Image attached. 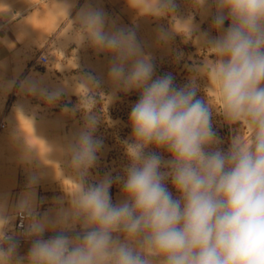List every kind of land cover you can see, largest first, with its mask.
Wrapping results in <instances>:
<instances>
[{
  "label": "clouds",
  "instance_id": "obj_1",
  "mask_svg": "<svg viewBox=\"0 0 264 264\" xmlns=\"http://www.w3.org/2000/svg\"><path fill=\"white\" fill-rule=\"evenodd\" d=\"M208 2L194 0V7L207 14ZM27 3L31 11L21 25L41 33L39 44L55 35L42 61L59 52L61 69L77 67L65 50L87 44L112 56L108 74L114 89L136 90L139 100L129 115L131 135L123 141L124 174L90 183L103 147L94 136L99 81L73 77L71 90L80 103L64 111L82 112L83 126L63 145L37 136L48 148L43 156L25 141L22 157L51 169L64 198L41 216L34 186L43 173L37 172L30 173L27 190L11 210L0 198V264H264V0H211L214 36L198 32L192 14L178 17L175 0H127L138 16L169 18L171 31L161 28L159 41L181 35L187 42L198 32L194 43L206 51L183 87L171 74L153 79L152 57L135 31L109 27L101 9L85 6L71 19L67 0H43L54 17L52 32L45 34L33 23L45 11L34 0ZM9 11L0 0V14ZM68 59L74 66L66 64ZM67 88V82L52 91L33 80L21 83L23 91L49 105ZM114 95L100 98L107 106ZM213 114L233 131L227 150L218 147ZM21 116L33 125L18 106V120ZM114 183L120 185L116 203L110 194ZM17 217L24 222L21 235L31 241L26 256L18 254L19 242L10 234ZM46 231L55 234L45 239Z\"/></svg>",
  "mask_w": 264,
  "mask_h": 264
},
{
  "label": "rangeland",
  "instance_id": "obj_2",
  "mask_svg": "<svg viewBox=\"0 0 264 264\" xmlns=\"http://www.w3.org/2000/svg\"><path fill=\"white\" fill-rule=\"evenodd\" d=\"M39 1L43 0H34L41 5ZM175 3L177 5L175 14L184 19L192 14L193 23L198 26V32L207 31L213 36L217 34L211 29L212 15L215 12L211 0L206 5L207 14H202L195 9L194 0H175ZM85 6L101 9L107 17L109 27L135 31L144 53L152 57L155 66L153 79L171 74L174 84L177 87H183L189 83L191 76L196 75L192 69L202 62L201 53L206 51L194 43L198 32L194 33L193 40L187 42L181 35H174L168 43L159 41L158 31L161 28L171 31L169 18L138 16L135 10L128 6L127 0H73L70 5V18L74 19L79 10ZM73 12H77L75 17ZM42 24L39 28L41 32L44 31ZM228 24L229 22L226 21L225 27ZM33 35H41V33L33 31ZM53 40H55V35H51L47 43L33 49L31 55L25 57V62L17 64L19 69L14 72L13 78H5L4 75L7 72H0V122L5 123V128L0 131V198L7 201L11 210L21 194L27 190L30 173H43L39 183L34 186L37 211L41 216L59 207L58 201L62 200L65 194L60 181L51 169L38 167V162L35 160L31 164L22 161L26 151L25 141L43 156L48 151L43 140L56 145L66 144L83 126L82 112L77 111L73 115L71 111L68 113L64 111L66 108L75 109L80 103V97L71 90L74 84L73 77L91 76L99 81V87L96 89L97 104L93 111L100 115V120L94 136L103 142V147L97 154L98 160L95 166L90 170L88 178L90 183L97 182L106 174H111L113 178L124 174L123 170L128 159L125 155L123 141L129 139L131 135L129 115L132 106L139 100V92L136 90L124 92L114 89L108 74L112 56L97 52L87 44L80 48H77L75 44L72 46L70 44L65 50V56L72 58L74 55L77 67L61 69L57 57L60 61L63 57L59 52L54 53L57 57L49 56V63L46 66H36L34 61L37 54L41 51L48 52ZM181 53L182 57L177 60V56ZM66 64L74 66L72 59H68ZM26 80L36 81L49 91L62 87L64 82H67L68 88L58 101L49 105L39 95H31L21 89V83ZM197 82L201 87L204 86L203 79L198 78ZM114 91L115 95L111 103L105 106L100 94L109 96ZM198 96L203 97V92H198ZM18 106L22 107L26 117L33 119V125L31 120L22 116L18 120ZM212 125L221 141L218 147L227 150L233 134L232 129L224 123L222 117L215 114L212 117ZM153 150L155 149H149V151ZM161 154L167 158V153L161 152ZM67 183L65 181V184ZM168 186L172 190L171 185ZM110 194L113 202H118L120 199L118 183L113 184ZM173 195H176L174 190ZM44 234L55 233L46 231ZM30 246L31 243L19 244L18 254L26 256Z\"/></svg>",
  "mask_w": 264,
  "mask_h": 264
},
{
  "label": "crops",
  "instance_id": "obj_3",
  "mask_svg": "<svg viewBox=\"0 0 264 264\" xmlns=\"http://www.w3.org/2000/svg\"><path fill=\"white\" fill-rule=\"evenodd\" d=\"M72 1L67 0L69 5L72 4ZM39 2L45 14L39 18L33 17V23L38 28L43 23L44 31L42 33L50 34L53 30L54 17L47 13L43 1ZM3 3L9 6L10 11L7 14H0V72H7L4 75L5 78H13L14 72L19 69L16 65L25 62V57L31 55L33 49L42 45L38 43L41 35H33V30L30 27L20 23L31 11L27 0H3ZM17 12L20 13L19 17H15ZM76 13L73 12L74 17ZM50 36L47 37V40Z\"/></svg>",
  "mask_w": 264,
  "mask_h": 264
},
{
  "label": "built area",
  "instance_id": "obj_4",
  "mask_svg": "<svg viewBox=\"0 0 264 264\" xmlns=\"http://www.w3.org/2000/svg\"><path fill=\"white\" fill-rule=\"evenodd\" d=\"M45 55V51H41L37 54L36 58H35V65L38 67H44L49 63V57H48V62L45 63L44 61H42V56ZM5 128V123L4 121L0 122V131H2ZM24 230V222L17 217V219L13 222V228L12 231L10 232V234H14L19 242V244H23V243H31V241L25 239L23 237V235H21V233ZM54 234H44V238L47 239L51 236H53Z\"/></svg>",
  "mask_w": 264,
  "mask_h": 264
}]
</instances>
